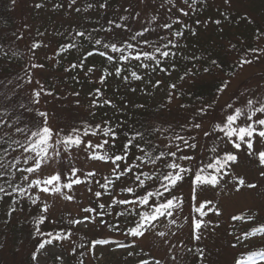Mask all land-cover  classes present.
<instances>
[{
    "label": "trees",
    "instance_id": "16d2710c",
    "mask_svg": "<svg viewBox=\"0 0 264 264\" xmlns=\"http://www.w3.org/2000/svg\"><path fill=\"white\" fill-rule=\"evenodd\" d=\"M175 1L37 0L26 6L27 20L25 15L23 18L16 14L15 0H0V163L4 165L3 168H0V172L5 173L0 176V186H3L7 193H11V195L0 193V197L9 200L11 205L10 213L0 219V264H31V256L37 245L38 237L34 233L35 223L40 216L39 211L28 210L27 216L13 219V209L21 196L19 191L13 192V187H27L26 181L23 180V175L26 173L21 174L18 170L28 167L24 163L26 155L21 152L22 147L15 142L19 141L22 145L28 143L31 131L37 130V125L42 126L44 118L39 116L42 110L47 113L48 126L53 129L54 133L57 130H63V133L67 134L72 127L81 130L86 126L95 128L97 125L101 128H113L117 133V140L114 149L108 147L105 149L104 152H108L109 155H112L137 131L144 133L146 138L152 140L153 144L159 145L154 155L159 151H166L165 142L167 137L172 135V131L161 133L153 130L156 128L171 129L180 132L185 137L194 136L193 132L187 129L181 131V126L190 127V123L193 122L191 119L200 117L197 116V109L209 103L213 104V107L208 110L209 115L196 118L197 121L202 124L208 123L206 128L208 130L211 124L217 122V118L221 117L220 113L226 105L216 107L217 97L221 93L219 89L226 83L225 79L235 76L245 66L244 64L243 67H240L244 59H253L254 53L251 52V49H258V43L264 41V37L257 39L258 31L264 30V19L260 17L254 5H249L251 14L245 13L237 17L231 16V13L222 9L229 22L222 16L209 15L210 20L206 18L209 27L204 31V28L201 29L198 26V18L202 19L205 8L212 7V0H195V2L187 0L193 5L195 12L194 14L189 12L186 15L183 25L172 23L176 19L181 20V12L178 11L181 8L176 6ZM101 5L104 6L101 7ZM140 5L142 11H137V6ZM216 14H218L217 10ZM195 15L197 20L192 19ZM165 23L172 24V28H164ZM117 24L121 27L117 28ZM188 24L193 25L192 28L196 33L197 41H192L195 42V55L176 63L179 74L174 82L164 85V94L159 100L137 101L136 105L127 112H124L120 105H126L132 98L133 89L129 84H132L133 80L127 79L113 90H104L99 87L97 89L99 92L93 90L92 93H85L79 90L76 83L79 81L78 76L83 77L81 81L85 80L83 68H73L71 64V66L67 65L71 58L69 51H73L79 46H85L87 50L94 52L97 49L106 51L108 55L116 58L110 62L111 68H123V64L133 63L136 60L120 61V53L104 49L102 44L116 43L118 47H121L125 42H128L136 46L135 50L137 51L152 52L153 46L161 47L163 51L167 50L163 48V45L168 40H173L175 44L188 42L190 38V34L186 32ZM145 29L148 31H144ZM175 31H182L183 36L173 37L172 33ZM78 32H84L85 37L90 35L91 39L77 36ZM138 32H144V36H137L133 40L132 37ZM96 39L101 40L102 44L95 45ZM145 39L148 44L143 43ZM73 44L76 47H68ZM41 48L47 53L50 49H54L55 62L45 65L44 68L49 67L53 72L55 70L57 75L47 76L44 79L39 77L40 83H38L33 59L35 52ZM169 48H172L171 45ZM129 54L134 55L135 51L126 49L125 55ZM46 56L43 57L45 58L44 62L48 63L50 57ZM58 56H65V58L60 60ZM97 57L104 62H109L106 57H101L98 54L93 55L96 60ZM157 58L162 62L174 63L173 58H161L159 54H157ZM96 60L93 62L101 61ZM213 61L216 63L213 64ZM151 65L154 66V62ZM251 65L254 66V63ZM84 71L87 74L92 73L88 69ZM128 71L131 73V69ZM186 72L190 75H185ZM181 77L184 78L181 79ZM102 78L98 73V79L101 81ZM41 84L42 86H40ZM172 85L175 87L173 88ZM241 86L238 90L241 89ZM245 89L249 91L247 85L241 90ZM37 92L40 93L39 96H36ZM116 94H119V98L114 101L113 98ZM169 96H171V100H169ZM36 98L42 101L43 106L40 104L42 107L38 106ZM105 101H110V103L106 104ZM17 128L26 131L18 132ZM97 136L101 139H110L103 137L102 134ZM213 136L203 135L200 145L211 143L214 139ZM87 138L95 137L88 136L84 139L87 140ZM54 141L55 135L52 142L54 143ZM135 142L143 144V141ZM190 142L192 141L190 140ZM59 148L64 150L63 146H59ZM196 152L200 155L202 148L197 147L195 153L192 154H196ZM128 155L131 163H139L135 157L142 154L138 149L132 147ZM11 165H15V167ZM9 184L12 187H9ZM187 185L193 194L190 179ZM187 185L181 183L180 187L184 188ZM156 187L152 186L151 189ZM205 200L211 201V198L204 197L201 202ZM183 201L175 224L187 228L183 234L186 241L177 264H223L222 259L224 263L234 258L239 261L246 259L253 252H259L255 249L258 247L256 244V247L248 246L243 243V240L252 234H260L257 229L263 228V226H255L253 222L250 227L240 225L239 235L236 232L237 235L231 238L230 229L226 228L225 222H223L225 227L219 229L221 224L213 218V211L206 208L204 211L207 212V215L200 216L195 211L199 205L193 204V197L183 198ZM29 204L28 202L25 206ZM213 206L212 202L208 207L213 208ZM171 218L162 217L157 224L164 225ZM194 218L204 222V226L197 233L201 236L198 240L194 238ZM215 226L217 227L215 228ZM67 229L69 230L66 231V234L72 230L71 227ZM44 230L53 234H63L56 226H50L49 229L44 228ZM202 232H206L207 235ZM206 236L211 242L210 245H207L202 238H206ZM220 249L224 250V257L218 256Z\"/></svg>",
    "mask_w": 264,
    "mask_h": 264
},
{
    "label": "snow or ice",
    "instance_id": "6c2138e0",
    "mask_svg": "<svg viewBox=\"0 0 264 264\" xmlns=\"http://www.w3.org/2000/svg\"><path fill=\"white\" fill-rule=\"evenodd\" d=\"M195 2V0H193ZM230 0H225V3H229ZM184 3H187V0H184ZM104 5H101L103 7ZM175 6V5H174ZM39 7V5H37ZM191 7V5H189ZM183 15H188L182 8L178 9ZM247 19V17H245ZM173 24H180L181 21L176 19L172 22ZM219 23V21H217ZM117 28H120L121 25L117 24ZM164 28L171 29L172 24L165 23L163 25ZM144 31H148L145 29ZM80 37H85L84 32H78L76 34ZM139 37L144 36V32H138L135 36L132 37L135 40ZM172 36L175 38H179L183 36L182 31H175L172 33ZM260 37H264V30H260L257 33V39ZM86 39H91L90 35L85 37ZM95 45H101L102 42L99 39L94 41ZM144 44H148V41L143 40ZM171 45L172 48H177L178 45L173 42V40H168L166 44L163 45L164 49L161 50V47L153 46L152 52L148 51H137L132 43L125 42L124 46L118 47L116 43H104L102 47L104 49H110L111 52L120 53L119 60L120 61H128L129 59H134L136 61H151L154 62L156 67L162 63L161 59L157 58V54L161 58H174L176 56V52L171 51L169 48ZM68 47H76V45H69ZM130 49L134 50V55H125V50ZM251 52L254 53L253 59H244L240 67H243L244 64H251L253 60L259 59L260 54H264V49L252 48ZM94 54H98L101 57H106L109 62H113L116 58L112 55H108L106 51H99L98 49L94 51L87 50L85 56L80 61L79 65L73 64L72 67H82L84 64V60L88 57H91ZM213 64L216 61L212 62ZM141 67L147 69L150 67V64L141 63ZM35 67V65H34ZM155 70V69H154ZM161 71L165 69L161 68ZM88 71H92L91 68ZM122 69L117 67L115 69V75L120 76ZM208 71V69H205ZM111 75V73H109ZM185 75H190V73H185ZM131 77L136 80L142 79L140 75H138L135 71L131 72ZM127 79V77H124ZM184 77H181L183 79ZM103 83V78L101 80ZM159 83V82H157ZM174 88L175 85H172ZM228 87L227 83H224L222 87L219 89L220 92H223ZM43 90V89H42ZM99 92V90H97ZM40 93L37 92L36 96H39ZM169 100H171V96H169ZM38 102V101H37ZM95 103V102H94ZM105 103H110V101H105ZM213 107L212 103L207 104L204 107L197 109V116L203 117L208 114V110ZM230 111L222 116L218 122H213L208 130L203 132L204 136H210L215 134L216 139L223 142L225 148H220V144L215 143L210 151L214 154L211 158V161L207 164L201 166L199 163L195 165V168L191 166H184L181 161H186L191 164L192 161L197 159L195 154V150L197 148L196 136L185 137L181 135L180 132H175L171 129H160L156 128L153 131L155 132H167L172 131V135L167 137L168 143L165 145L166 151H159L158 154L154 155L159 148V145L153 144L151 139L146 138L145 134L137 131L134 135L131 136L119 149H116L112 155H109L108 152H104V154H99L96 149H104L107 146L109 149L115 148V141L117 140V133L111 127L101 128L97 125L95 128L91 126H86L82 130L76 127H72L71 131L67 134L63 133V130H57L55 133L53 129L47 125V113L40 112L39 116L44 118L42 121V126L37 125V130L31 131L30 136L28 137L27 145L20 144L19 141L15 143L23 148L25 153H33L34 155H29L24 158V163L28 164L29 161H32V165L26 167L24 169H20L18 171L28 174H40L35 179H29V175H23V180L28 182L27 187H13V192L19 191L21 194H25L29 189L35 190L38 189L40 193H52L63 196L66 200H72L73 197L71 195H66L63 192V189L71 190L74 184H81L83 181L77 177L76 179L69 178L67 183H61L62 174L50 173L47 175V178H40L44 174V165H46L49 160L52 158L49 156V149L53 150V155L55 157L60 156L59 146H63L65 152H68L72 147L81 148L87 153L88 159L110 162L113 167L111 169V174L114 175L115 181H121L123 183L122 178H126L129 180H133L134 186H124L120 190L122 192L130 194L133 198L128 199H116L113 197V203L116 205H130V208H127L124 212L119 213V215H127L134 217V221H130L132 226L127 228V236L133 238V244H121L119 247L129 248L135 246V241L137 239L144 238L147 233L155 230L157 227V222L161 220V218L173 217L174 213L178 210L182 209L183 199L181 196L174 194V189L177 185L185 180L186 177L190 179V183L193 189V199L196 198V190L205 186L217 187L221 184V182L225 179V177L232 175L234 169L233 165L238 163V153L242 149V146L246 148L247 154L249 156H255L259 164L264 166V150L257 151L254 147V144L259 141L264 144V101H254L252 99H248L246 104L243 107H234L232 103H228L226 105ZM203 128L202 122H195V117L193 118V122L190 123L189 126H181V131L184 130H200ZM16 131L24 132L25 129L17 128ZM98 134H102L103 137H109L110 139H103L102 143H93L91 140H85V137L88 136H97ZM222 134V135H220ZM55 135V141H53V137ZM143 141V144L140 142L134 141ZM190 140L192 142H190ZM111 141V142H110ZM179 142V143H177ZM228 145H231L232 150H225ZM135 147L139 150L142 155L136 156L135 160L139 161V163H129V150L130 148ZM187 150V151H186ZM119 152V154H116ZM160 162L162 167L167 171H161L159 167H156L151 173L141 171V168L147 164H151L153 166L157 165V162ZM15 167V165H11ZM4 165L0 163V168H3ZM71 175L75 176L79 171L78 169L72 168ZM5 175L4 172H0V176ZM96 175L95 172H88L86 177L94 178ZM264 176V173H261ZM143 177V178H142ZM105 183L101 184L100 187L107 189L109 185H113L115 183L114 180L108 179L105 177ZM146 181H150L153 184L158 183L159 187H156L154 190H149V187L146 185ZM232 181L234 182V188L236 191H239L241 187L255 188V184H247L242 177L232 176ZM9 187H12L9 184ZM137 189H140V193H137ZM0 193H4L5 195H11V193H7L3 186H0ZM101 192H95L94 195L96 197L101 196ZM3 197H0L2 199ZM32 204H36L40 199L39 196H29ZM211 201L205 200L196 207L195 211L199 213L200 216L207 215V212L204 211L208 208L209 211H214L216 215H219V209H212L208 206L211 204ZM105 207L104 204H100L99 208L103 209ZM143 208L144 210L138 211L137 209ZM13 211H15L13 209ZM49 211V206L44 204L42 213H47ZM85 212L90 213L96 211L94 208H85ZM251 217H249L250 219ZM48 217L46 215L41 214L39 219L36 221V228L34 235L38 237L37 245L35 251L32 253L31 259L33 261H38V254L45 250L47 246L52 245L54 241H62L70 238V233L61 234L52 232H44L42 231L40 225H42ZM90 217L85 216L84 220H88ZM233 219H243L241 216H235ZM72 224H79L81 221H71ZM172 224H175V219L171 220ZM204 226V222L200 219H193V230H194V238L200 239V236L197 234L199 230ZM115 228L116 226L113 225ZM257 231L264 232V228L257 229ZM158 235L163 237L165 235L164 232H159ZM96 243H106L105 241H98ZM129 256L133 255V252L128 253ZM257 257L264 259V252H253L246 259H241L236 261L235 264H258ZM140 264H149L147 260H141ZM155 264H160L157 260Z\"/></svg>",
    "mask_w": 264,
    "mask_h": 264
},
{
    "label": "rangeland",
    "instance_id": "374dc122",
    "mask_svg": "<svg viewBox=\"0 0 264 264\" xmlns=\"http://www.w3.org/2000/svg\"><path fill=\"white\" fill-rule=\"evenodd\" d=\"M36 1L37 0H15L16 14L19 15V17L23 18L25 15L26 19L28 20V17L26 15L27 13H25V9L27 8L26 6ZM175 4L187 13L191 12V9L193 7L191 4H189V2L184 3V0H176ZM189 5H191V7H189ZM249 5H254L260 17L264 19V0H230L229 3H225V0H212V7L208 8L207 12L205 11V16L203 15L202 19L200 18L198 25L201 29L204 28V31H206V28L209 27V15L215 17L222 16V18H225L227 22H229L227 16L223 14L222 9H225L226 12L228 11V13H231V16L233 17H237L245 13L251 14L249 12ZM136 10L142 11V6H137ZM216 10L218 14H216ZM180 15L181 18L186 17L182 13H180ZM188 32L190 34L188 44H182L174 50V52H176V56L174 57L175 63L186 60L187 57L191 58L195 55V42L192 41H197L196 34L190 30ZM258 49H264V41H260L258 43ZM84 54H86V49L84 47H81L78 51L73 52L70 57L72 58V60H74L75 57L78 58L81 55L83 56ZM46 55L50 57L51 63L44 62L45 58L43 57ZM54 57V49H50L49 53L44 51L42 48L39 51L35 52L33 64L35 65V73L38 83H40L39 77L41 79H44V77L46 78L47 76L57 75L55 70L53 72L50 71L49 67L44 68L45 65H51L55 62ZM85 60L92 64V67L94 68V72L89 74V76L86 77L84 81H81L83 77L78 76L79 81L76 82L77 86L80 91L82 90L85 93H92L91 91L97 90L99 87L107 90H113L117 87L120 82H125L126 79L124 77H127L129 75V72H127L126 69H123L121 71V75L116 76L115 69L111 68L109 62H104L103 60H101L94 63L93 60H96V58L93 57ZM78 61L79 60H76L74 61V63ZM175 63H165L163 64L164 66H159V68L156 66H154L153 68H151L150 66L147 69L141 66L133 68L132 71H135L138 75L142 77V79L133 80V96L132 98H130L129 102L126 105H120V108L123 109L124 112H127L132 106H135L137 101L139 102L159 100L164 94V84L167 82H174L178 75V68ZM253 63L254 66H252L251 64H245V66L241 68V70L235 76L225 79L226 83L228 84V87L223 92H221L222 94L220 93L217 97V108L220 105H227L228 103H232L234 107L240 106L248 95H250L251 98L254 97L255 101H264V54H260V58L256 59ZM68 64L70 65V62H68L67 65ZM98 65L102 66L103 68V72L101 74L104 79L103 83L98 79V70H96ZM86 66H88V64ZM161 68L165 70L161 71ZM109 73H111V75H109ZM246 85L249 91H247L246 89L241 90L242 88H245ZM40 86H42V84ZM240 86L241 91L238 90ZM251 92L253 95L251 94ZM118 98L119 94H116L113 100H118ZM227 111L228 108L225 106V109L220 114H222L223 116ZM196 118L199 119L200 117H195L196 122H200L197 121ZM191 121L193 120L191 119ZM206 125L207 124L205 123L203 128L200 130H191L193 132L192 134L196 136L197 147L200 145L203 129H205ZM214 144L215 141L210 144H205L201 155H198L197 159L192 161L189 166L194 168L197 163L203 166L207 159L211 161V158L214 154L209 149H211V146H213ZM218 144H220V148L223 147L221 143L218 142ZM254 147L257 151L264 150V144L260 143L259 141L254 144ZM226 150L234 151L233 149H231V145H228ZM49 156L52 157L49 160L51 163H47V166L49 167L44 169V174H50L51 171H53V174L57 173L58 167L56 159H54L55 156L53 155V152L49 151ZM186 164H189V162H186ZM193 164L195 165L193 166ZM83 166H91L93 168H96L97 163H94L93 165H90V163H83ZM258 166V159L255 156H249L247 154L246 148L242 146V149L238 153V163L233 165L234 171L232 175L225 177L221 184L215 188L205 186L197 189L196 198L195 200L193 199L194 205L198 206L204 197L211 198L212 202L215 203V206H217V208L221 212V216H218V219L221 220L222 226L223 222L228 219V217L246 209L257 210L258 216L264 217V176L261 175L262 169H259ZM107 168L112 169V167L109 166ZM39 175L40 174H37V176ZM98 175H105L109 179L108 176L112 174L110 171H103L100 174L95 175L94 178L86 177L83 183L73 185V188L71 190L63 189V192L66 195H71L73 197V199L70 201L64 199L63 196L58 194L44 193V198H50L53 203L50 212L52 221H55L57 218H61L62 213H67V216L64 218V220H70L74 218V221H81V223L79 224H74L75 228L78 230L86 231V235H88L89 238H91L92 236H99L103 239L106 238L104 240L106 243H97L92 247L91 250L90 246L86 245V254L83 255L86 264H140L141 260H147L149 264H151V260H148V255L144 253H142L139 257L135 255L138 250V246L136 244L134 247L129 248L119 247V245L125 244L123 236H118L120 234H111L102 229L97 230V224L95 227V222H91L90 219L84 220L85 216L90 217V215H87L81 211L83 207L90 206L99 208L100 204L114 205L112 194L109 196L106 195L103 192L104 188L100 187L101 184H104V179L102 178V176L99 177ZM233 175L242 177L245 180L246 185L255 184L256 187L248 188L244 186L241 187L239 191H236L234 188V182L232 181ZM40 178H44L43 175L40 176ZM67 182L68 181L62 178L61 183ZM184 188H179L175 192V195L180 196V194H182L183 197H187L189 195L188 186H185ZM95 192H101L102 194L100 197H96L94 195ZM18 210L22 211L21 208ZM7 211L8 204L6 201H4L3 204H0V216L3 217ZM17 214L21 215L20 212H17ZM122 223L123 221L120 218L118 225L120 226ZM186 229L187 228L185 227L179 231L174 227L169 233H167L162 226H157L155 230L150 231V235L147 236V233L146 237L139 241V243H141V246L144 245L145 248H147L149 244H153L151 246V251L155 255L156 259L163 261L164 257H167V255L171 253V259L173 260V263H177L179 259V251L186 241L183 236ZM159 232H164L165 235L161 237L160 235H158ZM251 242L255 243L257 242V240L254 239ZM207 243L210 244L209 241ZM129 252H133V255L129 256ZM219 254L221 255V257H224V252L222 249H220ZM38 261L39 264H69L66 254L59 246L55 244L49 245L46 247L45 250H42L38 254ZM34 264H37V261H34ZM258 264H264V262H260Z\"/></svg>",
    "mask_w": 264,
    "mask_h": 264
},
{
    "label": "bare ground",
    "instance_id": "6f19581e",
    "mask_svg": "<svg viewBox=\"0 0 264 264\" xmlns=\"http://www.w3.org/2000/svg\"><path fill=\"white\" fill-rule=\"evenodd\" d=\"M215 143H218V140H215Z\"/></svg>",
    "mask_w": 264,
    "mask_h": 264
}]
</instances>
